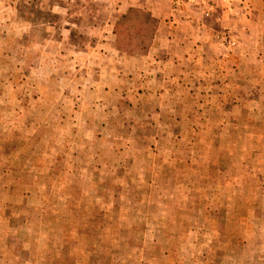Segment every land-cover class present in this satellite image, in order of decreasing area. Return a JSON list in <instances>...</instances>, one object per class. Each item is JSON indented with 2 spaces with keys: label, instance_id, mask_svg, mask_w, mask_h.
Returning <instances> with one entry per match:
<instances>
[{
  "label": "rangeland",
  "instance_id": "1",
  "mask_svg": "<svg viewBox=\"0 0 264 264\" xmlns=\"http://www.w3.org/2000/svg\"><path fill=\"white\" fill-rule=\"evenodd\" d=\"M128 1L0 0V264H264V0Z\"/></svg>",
  "mask_w": 264,
  "mask_h": 264
},
{
  "label": "trees",
  "instance_id": "2",
  "mask_svg": "<svg viewBox=\"0 0 264 264\" xmlns=\"http://www.w3.org/2000/svg\"><path fill=\"white\" fill-rule=\"evenodd\" d=\"M134 16H137L138 18H140L142 16L144 17V18H142L144 25H145L144 29H146L147 27L149 28V31H147V36H148V38H150V40L153 39V36L157 30L159 22H158V20H156L152 17L151 13L147 9L141 8V7L130 8L128 13L121 18V20H120L121 22L117 23V25H116L115 33L118 36V42L120 43V45H118V47L120 50L127 51L123 47L124 42L121 41V40H123V35H122L121 30H120L121 29L120 26L122 25V23L127 24L131 17L136 18ZM135 46H136V43H135ZM144 49H145V47H141L137 50H144Z\"/></svg>",
  "mask_w": 264,
  "mask_h": 264
},
{
  "label": "crops",
  "instance_id": "3",
  "mask_svg": "<svg viewBox=\"0 0 264 264\" xmlns=\"http://www.w3.org/2000/svg\"><path fill=\"white\" fill-rule=\"evenodd\" d=\"M132 3H133V1L132 2L128 1V2L125 3L126 5L124 4V6H126V9L129 8V7L130 8L131 7L132 8H134V7L145 8L151 13V15H152V17L154 19H156L158 21H162L163 17L160 15V13H156V11H158V9L156 8V4H157L156 0H138V4H132ZM157 31L159 32V29Z\"/></svg>",
  "mask_w": 264,
  "mask_h": 264
}]
</instances>
